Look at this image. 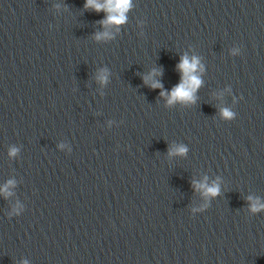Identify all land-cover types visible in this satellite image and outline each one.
Wrapping results in <instances>:
<instances>
[{"label":"water","instance_id":"95a60500","mask_svg":"<svg viewBox=\"0 0 264 264\" xmlns=\"http://www.w3.org/2000/svg\"><path fill=\"white\" fill-rule=\"evenodd\" d=\"M85 3L0 0V264H264V0Z\"/></svg>","mask_w":264,"mask_h":264},{"label":"clouds","instance_id":"9594fccd","mask_svg":"<svg viewBox=\"0 0 264 264\" xmlns=\"http://www.w3.org/2000/svg\"><path fill=\"white\" fill-rule=\"evenodd\" d=\"M85 8H90L96 12L104 11L107 13L106 18L102 20L100 23L102 26H104L106 29L110 26H119L126 22L127 20V12L132 7L131 0H86V3L84 5ZM95 39L97 41L101 40H107L111 39V33L108 31L100 32L95 34ZM177 69L181 73V81L178 85L172 88L171 93H166L163 90L160 92V95L162 97H167V103L169 105H172L176 102L181 103H194L196 96L195 93L199 89V87L202 84V80L200 79V76L197 74L199 71H202V66L200 65L199 58L196 56L189 57L187 54L183 55L181 57L180 63L177 65ZM159 75L157 72H153L150 77L145 78V83H149V80L152 76ZM97 79L101 83H105L107 81V73L105 71H102ZM150 87L153 89L160 88L163 89V85L157 81L152 79L150 83ZM221 115L225 119H231L233 117V113L227 109L223 108L220 110ZM187 149L184 146H179L173 149H170L169 155L174 154H184L186 153ZM17 152L16 148H12L10 150L9 155L14 156ZM197 184L195 181L193 182V185L198 190H203V195L205 197L208 196H216L219 194V184L213 183L211 186H209L206 182ZM13 181H8V184L5 185L3 189H0V191H3L6 195H10L11 193L8 192V187L13 185ZM250 201V211L253 213L259 212L261 210H264V203H261L258 199L253 200L252 197L248 198Z\"/></svg>","mask_w":264,"mask_h":264}]
</instances>
